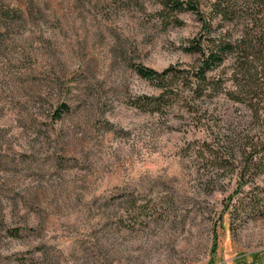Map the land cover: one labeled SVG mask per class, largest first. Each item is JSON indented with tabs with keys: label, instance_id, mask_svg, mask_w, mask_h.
<instances>
[{
	"label": "rangeland",
	"instance_id": "374dc122",
	"mask_svg": "<svg viewBox=\"0 0 264 264\" xmlns=\"http://www.w3.org/2000/svg\"><path fill=\"white\" fill-rule=\"evenodd\" d=\"M0 4L14 9L0 15V264H264L262 155L228 135L196 153L206 135L183 101L133 104L158 89L132 63L195 61L196 14L166 26L157 0ZM221 103L205 120L261 136ZM248 202L262 211L227 213Z\"/></svg>",
	"mask_w": 264,
	"mask_h": 264
},
{
	"label": "trees",
	"instance_id": "16d2710c",
	"mask_svg": "<svg viewBox=\"0 0 264 264\" xmlns=\"http://www.w3.org/2000/svg\"><path fill=\"white\" fill-rule=\"evenodd\" d=\"M159 13L166 26L183 25V13H194L201 22L199 32L184 46V50L197 55L193 63L171 65L162 71L143 64L132 63L136 73L153 83L158 94H143L134 99V106L146 112H161L177 101H183L194 119L199 120L206 138L191 147L206 155L210 150H222L220 141L228 135L230 142L252 159L258 173L264 172V0H157ZM13 10L0 4V15L13 17ZM19 11L16 10V15ZM242 105L246 115L238 116L241 122L249 116L260 125L261 136L249 139L250 131L243 136L237 127H226L214 117L222 107L221 100ZM215 103L216 107H210ZM62 107L70 109L67 103ZM205 117V118H204ZM249 139V140H246ZM246 140V141H245ZM208 141L214 142L210 146ZM234 149V146L231 147ZM226 154L216 155L217 164L223 165ZM242 205V206H241ZM261 204L252 206L229 204L230 216L251 209L262 211Z\"/></svg>",
	"mask_w": 264,
	"mask_h": 264
}]
</instances>
